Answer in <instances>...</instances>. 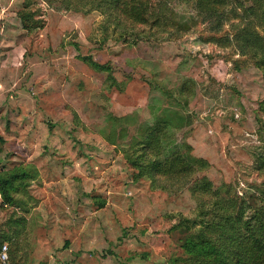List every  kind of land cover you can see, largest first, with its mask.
<instances>
[{
    "label": "rangeland",
    "instance_id": "374dc122",
    "mask_svg": "<svg viewBox=\"0 0 264 264\" xmlns=\"http://www.w3.org/2000/svg\"><path fill=\"white\" fill-rule=\"evenodd\" d=\"M61 1L24 0L35 26L12 31L0 52L10 264H188L183 218L209 195L174 173L153 172V184L126 158L174 146L183 165L198 160L188 180L238 196L260 185L264 80L232 35L247 21L262 33L259 9L243 13L262 0H134L140 22L116 0H69L85 13ZM158 120L161 140L144 149Z\"/></svg>",
    "mask_w": 264,
    "mask_h": 264
},
{
    "label": "trees",
    "instance_id": "16d2710c",
    "mask_svg": "<svg viewBox=\"0 0 264 264\" xmlns=\"http://www.w3.org/2000/svg\"><path fill=\"white\" fill-rule=\"evenodd\" d=\"M208 1L196 0V5L207 9ZM61 2L65 10L83 13L87 10L81 9L80 3L73 4L69 0ZM113 7L119 12L126 10L127 17L132 21H144L140 16L141 9L134 0H116ZM257 8L264 25V0L259 7H244L243 13H253ZM16 15L25 30L28 31L35 26L32 12L20 10ZM248 25L247 21L244 26L236 28L232 39L235 42L236 51L254 62L261 70L264 80V27L262 33H259ZM164 126L165 123L158 120L155 125L147 127L148 130L144 135V139L147 140L141 142L144 149L148 150L151 147L154 149L153 143L161 140L159 134ZM2 142L3 139L0 137V145ZM161 153L163 156L156 155L154 159L146 160L144 151H137L131 158L127 157L126 161L140 176L147 171L149 181L153 184L156 181L151 175L153 172L174 173L175 181L183 180L184 183L189 184L190 191L210 197L205 204L197 206L194 218H183V228L190 233L180 245L184 254L182 260L188 264H264V180L259 186L251 189L248 195L238 196L230 190L222 191L221 188H228L223 183L219 187H211L210 181L205 177L188 180L190 168L198 160L194 159L193 163L187 162L183 165V158L174 146L163 147ZM256 166L257 169L264 171V154L259 155ZM10 180L0 176V198L4 204L10 202L8 195L12 186ZM156 186L163 188L161 185ZM6 239L8 237L1 238L0 244Z\"/></svg>",
    "mask_w": 264,
    "mask_h": 264
},
{
    "label": "crops",
    "instance_id": "0c3cea01",
    "mask_svg": "<svg viewBox=\"0 0 264 264\" xmlns=\"http://www.w3.org/2000/svg\"><path fill=\"white\" fill-rule=\"evenodd\" d=\"M23 2L24 0H0V52L4 47L9 48L11 46L10 42L12 40L8 38V35L12 34V31L13 33L23 32L24 34L22 30L24 28L21 26L19 18L16 15L17 10H20L24 6ZM5 25L8 26V31L5 30ZM5 51L3 50L2 52Z\"/></svg>",
    "mask_w": 264,
    "mask_h": 264
},
{
    "label": "built area",
    "instance_id": "2783aa9c",
    "mask_svg": "<svg viewBox=\"0 0 264 264\" xmlns=\"http://www.w3.org/2000/svg\"><path fill=\"white\" fill-rule=\"evenodd\" d=\"M7 245L5 243L0 244V264H9V258L7 253Z\"/></svg>",
    "mask_w": 264,
    "mask_h": 264
}]
</instances>
